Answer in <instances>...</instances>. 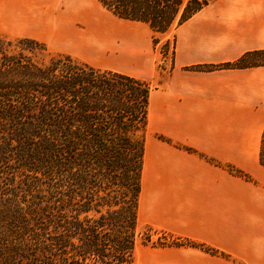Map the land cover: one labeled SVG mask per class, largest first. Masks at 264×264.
Here are the masks:
<instances>
[{
  "label": "trees",
  "instance_id": "trees-1",
  "mask_svg": "<svg viewBox=\"0 0 264 264\" xmlns=\"http://www.w3.org/2000/svg\"><path fill=\"white\" fill-rule=\"evenodd\" d=\"M97 1L118 19L147 24L153 44L208 3ZM6 46L29 57H7ZM0 53V264H133L148 83L52 54L33 39L0 36ZM255 66H264V50L210 68Z\"/></svg>",
  "mask_w": 264,
  "mask_h": 264
},
{
  "label": "crops",
  "instance_id": "crops-1",
  "mask_svg": "<svg viewBox=\"0 0 264 264\" xmlns=\"http://www.w3.org/2000/svg\"><path fill=\"white\" fill-rule=\"evenodd\" d=\"M74 6L83 7L61 10L44 4L26 10L28 19L19 26L34 38L72 32L67 40L47 39L69 51L113 42V30L104 28L108 38L101 40L103 25L83 7L97 25L94 30L85 11ZM121 21L143 26L145 42L152 33L147 24ZM170 37L169 74L164 82L150 85L148 96L137 230L144 224L186 244L151 247L136 240L133 264H264V167L259 162L264 66L210 68L264 50V0H208L161 35L165 41ZM111 71L146 83L155 80Z\"/></svg>",
  "mask_w": 264,
  "mask_h": 264
},
{
  "label": "rangeland",
  "instance_id": "rangeland-1",
  "mask_svg": "<svg viewBox=\"0 0 264 264\" xmlns=\"http://www.w3.org/2000/svg\"><path fill=\"white\" fill-rule=\"evenodd\" d=\"M44 4L59 5L61 10L69 7V5H82L100 25H103L101 33L99 32V34H102L101 40L108 38V36L105 35L106 29L104 28H109L111 29V33L113 30L115 35L113 36V42L106 41L103 44L100 43L102 45L94 43L87 47L78 46L76 47L78 48V51H69L61 48L62 45L65 44H62L59 41H47V39L49 40L57 37L62 40H67L70 39L72 32H66L61 36L53 35L50 38H34L28 35L22 28H20L21 26H19L22 25L23 19H28L26 10L39 8V6ZM74 7H78L85 11L89 19V24L93 25L94 30H96L97 25L91 19L90 14L81 6ZM121 20L122 19H118L107 12L97 0H0L1 37L9 40L21 38L36 39V41L43 43L52 54L67 53L79 61L82 60L81 62L84 61L94 66H98L102 70L111 69L129 73L133 76L141 77L142 79H155L152 82H147L149 87L150 85L153 87L164 82L169 74L172 64V38L170 37L165 41L161 39V35H159L156 36L158 42L153 44V33L148 32L149 36L146 37L145 42V37L143 38L141 28L143 26L130 25ZM75 29L76 27L74 28V31ZM87 43H90V41ZM116 47H119V50L113 52V49H116ZM3 49H1V53L7 57L10 55L16 56L17 53H21L20 55L23 57H29L28 52H23V54L14 46H6L5 51H3ZM35 55L39 62L43 64L49 62L50 55L46 53H35ZM31 177H33V175ZM136 240L140 244L149 246H151V243L156 242L162 243L164 246H170L176 243L173 238L163 232L154 230L144 224L139 226ZM160 246L156 245L155 247Z\"/></svg>",
  "mask_w": 264,
  "mask_h": 264
},
{
  "label": "bare ground",
  "instance_id": "bare-ground-1",
  "mask_svg": "<svg viewBox=\"0 0 264 264\" xmlns=\"http://www.w3.org/2000/svg\"><path fill=\"white\" fill-rule=\"evenodd\" d=\"M54 24H56V20H55Z\"/></svg>",
  "mask_w": 264,
  "mask_h": 264
}]
</instances>
